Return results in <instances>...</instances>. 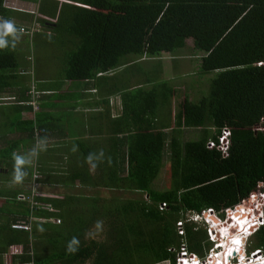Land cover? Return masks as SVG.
I'll return each mask as SVG.
<instances>
[{"label":"trees","instance_id":"trees-1","mask_svg":"<svg viewBox=\"0 0 264 264\" xmlns=\"http://www.w3.org/2000/svg\"><path fill=\"white\" fill-rule=\"evenodd\" d=\"M20 1L32 3L35 14L20 11L19 19L36 22L48 31L45 37L53 33L62 37L57 48L62 50L67 78L110 71L127 63L124 59L129 55L171 53L185 47L187 40L190 52L198 55L199 74L212 76L207 93L197 100L184 93L173 114V128H196L195 139L180 140L178 129L167 136L158 130L129 133L124 137L126 167H118L120 175L112 174L113 179L112 168H106L108 181L78 183L92 189L104 187L107 194L72 188L75 191L55 199L40 189L33 192L30 179L26 188L9 190L0 206V264H173L174 249L182 240L189 252L202 255L204 231L184 224V234L179 236L175 221L187 210L211 207L219 211L264 188V0ZM13 13L0 0V18L11 19ZM53 17L55 21L50 22ZM10 48L11 43L0 49V78L14 77L8 74L17 67ZM133 64L126 68L134 70ZM147 77L149 88H120L124 104L126 96L148 98L152 101L146 108L153 111L155 97L161 96L164 102L179 96L165 80ZM25 106L32 117L17 123L24 124L31 139L32 124L40 125L36 110ZM222 127L229 129L225 156L205 144L216 141ZM164 159L167 187L158 190L153 182ZM116 191L143 197L121 198ZM18 194L31 196L34 203L19 200ZM162 202L165 206L159 209ZM20 219L28 224L27 230L10 227ZM72 237L79 239V246L70 253L67 244ZM250 241L247 250H264V220ZM9 249L15 253L4 263L2 255Z\"/></svg>","mask_w":264,"mask_h":264},{"label":"crops","instance_id":"crops-1","mask_svg":"<svg viewBox=\"0 0 264 264\" xmlns=\"http://www.w3.org/2000/svg\"><path fill=\"white\" fill-rule=\"evenodd\" d=\"M19 8L16 6L10 8L14 12L11 20L17 24L18 28L26 27L28 24L24 26V21L19 19L22 13L20 11L35 14V10ZM32 23L37 24L33 21ZM40 33L48 34V31L41 29L38 24L37 30L30 35L18 31L19 39L15 47L10 48L14 53L17 67L8 74L14 77L0 78V206L3 205L4 197L9 190L26 188L27 181L30 179L29 173L31 174L33 168L40 175L38 187L40 192L50 194L55 199H61L75 191L71 190L72 188H81L83 192L95 190L99 192V195L107 194L108 190L104 187L92 189L80 187L78 183L108 181L105 178L106 168H112L111 178H113L112 174L120 175L118 167H126L128 143L124 137L129 133L158 130L167 136L171 130L178 129L180 140H184V135L189 132L192 136L199 135L196 128H173V114L177 109V102L184 94L179 93L175 86L172 87L177 90L179 96H173L164 102L161 96L155 97L157 104L153 111H150V107L146 108V103H150L151 99L132 97L131 99L126 96L125 104L122 99L120 88L123 86L129 89L151 86L150 83H146L148 77L144 73L135 72L126 67L136 62L149 61L151 64L148 66L155 75L159 76L160 61L169 59L172 61L171 64H174V60L177 61V58L170 56V53H160L155 57L124 59L127 63L110 71L98 72L90 78L70 79L65 76L66 66L63 65L61 55L56 57L53 63L45 62L46 59L43 60V58L36 61L30 43ZM26 42L29 43V49H27L29 53L25 55V58L19 59L17 49L23 52L21 47H24L26 51L23 46ZM197 57L196 53H191V55H184L182 59H195L194 64L197 68ZM31 89L37 92L35 97L37 96L38 105L34 116L37 117L38 124L42 128L39 142L45 145V150L41 151L38 158L26 167L28 174L23 183L17 184L13 181L12 154L27 153L36 145L32 136V141L27 137L23 129L24 124L17 123L30 120L32 117L33 113L28 111L26 104L22 102L23 99L29 98L28 92ZM191 93L192 90L190 93L186 92L188 96ZM128 103L130 105H127ZM166 142L167 137L164 140L165 150ZM74 146H78L77 151H73ZM101 149L104 151V160L93 171L85 162V157L89 152H98ZM162 164V167H165L167 160L164 159ZM113 168L117 170L115 173Z\"/></svg>","mask_w":264,"mask_h":264},{"label":"built area","instance_id":"built-area-1","mask_svg":"<svg viewBox=\"0 0 264 264\" xmlns=\"http://www.w3.org/2000/svg\"><path fill=\"white\" fill-rule=\"evenodd\" d=\"M37 30V24L18 28L20 33L30 35ZM37 94L32 89L28 92L29 99L25 104H29L32 110L37 109V104L34 97ZM42 128L32 124L31 136L37 144L39 141ZM229 129L222 127L219 131L216 141L207 140L206 147L214 148L220 152L222 156L226 155L228 146ZM39 173L36 169H32L30 174V189L35 193L39 187ZM19 200H26L29 205L34 203L31 201V196L18 194ZM162 202L159 209L164 207ZM45 208L49 211L53 209L48 205ZM264 188L253 190L247 196L236 204L225 207L219 211L211 207L201 208L198 211L187 210L179 217L175 223L176 233L179 236L184 234V224H192V229H202L205 234L206 245L203 248L202 255L189 252L186 248L184 240L178 247L174 249L173 264H264V250L261 248L244 249L245 238L249 236L255 229L263 224L264 215ZM54 223H58V218L51 219ZM10 227L15 229H28V224L20 219L11 223ZM226 238L233 243V248L227 247ZM241 239V241H240ZM236 240V241H235ZM237 242V243H236ZM241 247V255L237 249ZM246 251V252H245ZM17 252V251H16ZM7 253H15V249ZM155 264H168L163 261Z\"/></svg>","mask_w":264,"mask_h":264},{"label":"rangeland","instance_id":"rangeland-1","mask_svg":"<svg viewBox=\"0 0 264 264\" xmlns=\"http://www.w3.org/2000/svg\"><path fill=\"white\" fill-rule=\"evenodd\" d=\"M3 4H4V6L9 7V8L16 6V7H20L19 9H21V10L22 9L28 10L30 8L35 10V6L30 2H23V1H19V0H3ZM46 19H48V16L46 17ZM53 21H55L54 17L51 18L50 22H53ZM23 25L29 26V25H31V23L23 22ZM35 38L36 39L33 40L32 43H30V48H31L37 62L41 58H43V60L46 59L45 62H52L53 63L55 61L56 57L58 58V56L62 55L61 54L62 50L60 48H57L58 44L60 43L59 41L62 38L61 36H59V34L53 33V34L49 35L48 37H45L44 33H40ZM23 46H25L26 51L24 50V47H21V46L20 47L23 49V52L20 49H17L18 50L17 57H19V59L25 58V55L27 53H29V51L27 50V49H29V43L26 42L25 44H23ZM190 48H191V42L189 40H187L185 47L177 48V49H175V51H172L170 53L171 54L170 56L177 58L178 62L176 60H174V64H171L172 61H170L169 59H165L163 61H160L161 68L160 67L159 68L161 70L159 72V76H157V74L155 76L154 71L150 69V66H148V65H150L151 62H149V61L139 62V63L136 62V64H133V65L135 68L140 70V72L147 74V76H151L152 77L151 79H153V80L154 79H157V80L164 79L165 82H167L168 84H171V86H175L179 93H186V92L190 93L192 90V93L189 94V96L191 97L192 100H197L201 95L207 93L208 82H209V79L212 76V74H202L201 75L197 71V68L194 64L196 62L195 59L194 60L193 59H190V60H188V59L183 60L182 59V57L184 55H187V54L191 55ZM161 54H163V53H161ZM133 57L134 56L129 55L127 57V59H131ZM152 64L156 66V64L154 62H152ZM135 68L133 71H135ZM145 69H147V70H145ZM26 77L27 76H25V78ZM194 137H196V136H192L189 132V133H186L184 135L183 139L184 140H186V139L190 140V138L194 139ZM11 174L12 173H10V175ZM166 177H167V173L164 170V167H161L158 177H156L154 180L155 182H153V187L155 189H158V190L159 189H165L167 187L166 186L167 185ZM84 193L91 194V193H93V191L87 190ZM115 194L119 195V197H121V198L143 197L141 193L128 192V191H116ZM251 234L245 238V242L243 244L244 249L247 248L248 243L249 244L251 243V241H250ZM10 250L13 251V249H10ZM239 250H240V248L237 249L238 252H239ZM9 259H10V253L2 255V260L4 263H8Z\"/></svg>","mask_w":264,"mask_h":264},{"label":"clouds","instance_id":"clouds-1","mask_svg":"<svg viewBox=\"0 0 264 264\" xmlns=\"http://www.w3.org/2000/svg\"><path fill=\"white\" fill-rule=\"evenodd\" d=\"M11 38V40L9 39ZM18 29L11 19L0 18V49L9 47V44L15 47V43L18 41ZM26 102V101H25ZM45 150V145L42 142H37V144L30 149L27 153H16L12 154L14 161L13 165V181L14 183L20 184L23 183L24 179L27 176L26 167L30 166L34 159L38 158L39 153ZM78 146L73 147V151H77ZM104 160V151L103 149L98 152H89L85 157V162L88 163L91 170H95L98 167V164ZM102 222H97L99 226ZM79 246V239L77 237H72L68 241L67 251L73 253L77 251Z\"/></svg>","mask_w":264,"mask_h":264},{"label":"bare ground","instance_id":"bare-ground-1","mask_svg":"<svg viewBox=\"0 0 264 264\" xmlns=\"http://www.w3.org/2000/svg\"><path fill=\"white\" fill-rule=\"evenodd\" d=\"M226 241H227V247H228V248H230V247L233 248V243H232V241H230L229 238H228V239L226 238ZM235 241H236V240H235ZM240 241H241V239H240ZM236 243H237V242H236ZM239 248H241V247H239ZM239 248H238V249H239ZM239 252H240V250H239Z\"/></svg>","mask_w":264,"mask_h":264}]
</instances>
